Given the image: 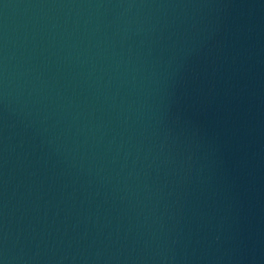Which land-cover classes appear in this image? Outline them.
I'll list each match as a JSON object with an SVG mask.
<instances>
[{"label": "water", "instance_id": "95a60500", "mask_svg": "<svg viewBox=\"0 0 264 264\" xmlns=\"http://www.w3.org/2000/svg\"><path fill=\"white\" fill-rule=\"evenodd\" d=\"M0 264H264V0H0Z\"/></svg>", "mask_w": 264, "mask_h": 264}]
</instances>
